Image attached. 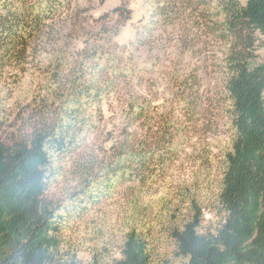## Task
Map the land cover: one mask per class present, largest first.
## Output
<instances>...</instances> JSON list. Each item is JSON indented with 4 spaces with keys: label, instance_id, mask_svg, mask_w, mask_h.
Listing matches in <instances>:
<instances>
[{
    "label": "trees",
    "instance_id": "1",
    "mask_svg": "<svg viewBox=\"0 0 264 264\" xmlns=\"http://www.w3.org/2000/svg\"><path fill=\"white\" fill-rule=\"evenodd\" d=\"M89 1L0 0V71L36 60L65 38L72 40L77 27L87 25L83 19L89 17L82 14L90 11ZM129 2L92 17L91 22L106 27L109 49L91 37L82 42L79 55L77 45L64 48L50 63L47 73L58 86L51 91L54 101L43 99L45 105L32 109L25 130L5 139L0 116V264H78L75 256L59 255L55 209L45 195L53 152L87 143L85 101L109 93L122 123L102 155L96 149L85 154L82 174L90 178L102 171L107 188L117 179L130 181L134 189L146 186L151 174L171 163L178 133L195 130L203 112L205 65L175 61L172 55L200 54L208 43L227 46L224 91L232 133L218 165L215 192L223 219L215 230H204L203 212L194 200L190 217L166 230L188 264H264V0H146L150 15L141 19L128 50L113 39L132 17ZM115 19L118 26H109ZM64 69L69 79L62 77ZM162 75L165 87L147 99L144 81ZM170 95L182 107H175ZM56 101L60 104L54 106ZM181 111L189 117L187 127ZM149 241L145 230L131 227L120 256L110 264H154Z\"/></svg>",
    "mask_w": 264,
    "mask_h": 264
},
{
    "label": "rangeland",
    "instance_id": "2",
    "mask_svg": "<svg viewBox=\"0 0 264 264\" xmlns=\"http://www.w3.org/2000/svg\"><path fill=\"white\" fill-rule=\"evenodd\" d=\"M240 1L246 3L247 0ZM121 3L122 0H90L87 4L90 11L82 14L89 17L83 19V24L87 25L78 26L72 40L65 38V43L49 46V50H44L36 60L0 71V116L5 139L26 129L31 122V110L43 106V99L54 101L51 91H55L58 86L47 70L62 49L70 50L77 45L79 55L85 45L82 42L91 37L109 49V43L104 40L107 37L104 32L106 27L91 20ZM129 7L132 9V17L113 39L114 43L125 45L128 50L133 47L141 19L146 21L151 11L146 0H130ZM108 25L118 26L116 19ZM226 48V43H208L200 54L190 53L184 58L172 55L175 61H202L205 65L202 72L205 78L200 90L204 96L200 103L204 113L199 112L197 117L200 118H196L195 130L186 128L178 133V147L171 163L163 171L151 174L144 187L134 189L130 187V181L123 183L117 179L113 187L107 188L103 184L102 171H94L90 178L82 174L80 165L85 154L96 149L102 155L110 146L109 139L113 133L116 134L122 123L119 120L122 118L121 111L113 103L111 94L104 93L102 99L85 101V113L90 123L84 132L87 143L54 151L49 168L45 195L55 209L54 223L61 257L71 259L75 256L78 264H110L121 254L125 233L137 226L149 235L154 264H188V259L178 254L176 242L166 230L167 226L190 217L194 200L201 206L204 230H215L222 222L223 212L215 202L219 179L217 172L223 154L230 146L232 133L229 101L224 91ZM170 51L171 48L166 53ZM125 53L128 54V51L122 54L123 59ZM258 53V61H262V50L259 49ZM102 63L103 67L108 68L107 64ZM169 68H163L164 75H167ZM67 72L64 69L62 77L72 76ZM164 75L158 80L148 78L144 81L143 93L147 99L155 96L160 85L165 87ZM162 92L160 89L159 93ZM171 98V95L168 96L175 107H182ZM59 104L60 101H56L54 106ZM188 118L181 111L180 121L184 127L189 126Z\"/></svg>",
    "mask_w": 264,
    "mask_h": 264
}]
</instances>
